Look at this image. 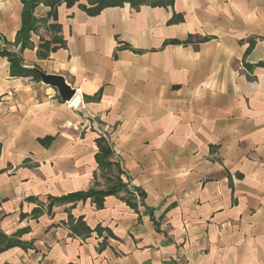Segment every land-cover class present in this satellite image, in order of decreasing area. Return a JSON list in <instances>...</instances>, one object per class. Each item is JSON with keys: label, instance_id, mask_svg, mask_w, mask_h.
I'll use <instances>...</instances> for the list:
<instances>
[{"label": "crops", "instance_id": "1", "mask_svg": "<svg viewBox=\"0 0 264 264\" xmlns=\"http://www.w3.org/2000/svg\"><path fill=\"white\" fill-rule=\"evenodd\" d=\"M173 2L96 17L79 9L84 0L59 6L22 59L62 76L76 91L70 103L29 78L11 79L0 57V232L29 230L20 237L29 248L2 251L0 264H264V69L247 80L242 68L249 39L256 44L245 62L264 61V0ZM22 8L0 0V35L10 43ZM47 12L39 5L34 16ZM173 13L183 23L168 26ZM189 36L186 46H163ZM55 37L40 60L38 49ZM88 119L152 216L114 196L100 210L78 202L74 218L111 233L82 240L64 225L68 206L20 215L36 207L30 197L86 192L95 177L104 187L95 162L101 135Z\"/></svg>", "mask_w": 264, "mask_h": 264}, {"label": "trees", "instance_id": "2", "mask_svg": "<svg viewBox=\"0 0 264 264\" xmlns=\"http://www.w3.org/2000/svg\"><path fill=\"white\" fill-rule=\"evenodd\" d=\"M23 6L21 12V27L15 35V39L10 43L5 37L0 35V57L7 60L9 66V77L12 78H29L35 83H40L37 73L24 65L22 59V53L27 48L31 47V34L35 33L41 24H46L49 20L57 21V9L61 5H65L67 9L78 4L80 0H18ZM83 1V0H82ZM85 4L79 5V9L89 17H96L103 10L107 8L118 7L122 8L125 5H129L132 9L137 11L142 6H149L151 8H171L173 5V0H84ZM42 5L48 9L46 17L43 19H36L34 16L35 10ZM183 23V17L178 14H172V18L167 22L168 26L173 24ZM48 29L52 32H57L59 26H49ZM207 38H202V40H195L196 42L206 41ZM61 40L57 37L52 39V41L47 43H42L38 49V58L46 59L50 52V43L60 42ZM264 41V40H263ZM192 43V37L189 36L185 42H179L176 40L164 42L163 46L166 45H188ZM248 47L242 61V68L247 74V80H251L252 71L254 68L264 69V61L259 62L255 65H251L245 62V57L252 51L255 46V40L249 39L247 41ZM37 69V68H35ZM38 70V69H37ZM100 93L93 98H85V101L98 100ZM95 145L97 153L95 155V162L98 166L99 179L104 182V187H101L100 183L94 178V183L91 188L86 192H74V194L63 195L60 197L46 196L45 200L42 201L38 198L30 197L26 199V202L33 203L36 205L35 208L31 210L30 215L21 214L20 218H30L38 219L45 212L50 215L54 207L68 206L64 209L67 213V220L64 225L67 226L69 234L73 238L86 239L89 238L92 233H95L98 237H102L103 234L111 235L110 231L101 226H97L94 229L89 228L82 217L74 218L71 214V210L75 207L78 202H85L90 200L94 205L96 210H100L103 207L104 200L108 196H114L124 202L129 209L133 211H138L137 207H144L152 216V210L147 209L144 205L146 199V194L137 187H132L128 177L125 175L119 162L114 160V151L105 136H98ZM50 139H46L49 141ZM239 176V175H238ZM229 177V175H228ZM125 178V180H123ZM28 229H19L17 232L11 236L5 235L0 232V253L8 249L20 247L22 249L29 248L28 245L20 241V237L26 234Z\"/></svg>", "mask_w": 264, "mask_h": 264}, {"label": "water", "instance_id": "3", "mask_svg": "<svg viewBox=\"0 0 264 264\" xmlns=\"http://www.w3.org/2000/svg\"><path fill=\"white\" fill-rule=\"evenodd\" d=\"M34 70L40 80V84L54 89L58 94L59 98L63 103H70L73 97L76 95V91L73 88H70L66 80L59 75H49L35 69V67H29Z\"/></svg>", "mask_w": 264, "mask_h": 264}, {"label": "rangeland", "instance_id": "4", "mask_svg": "<svg viewBox=\"0 0 264 264\" xmlns=\"http://www.w3.org/2000/svg\"><path fill=\"white\" fill-rule=\"evenodd\" d=\"M86 125L93 128L98 135L102 136L104 134V131L101 130L95 119H88Z\"/></svg>", "mask_w": 264, "mask_h": 264}]
</instances>
